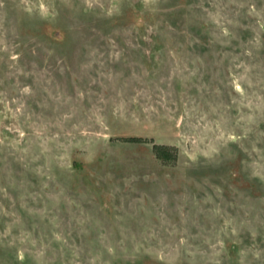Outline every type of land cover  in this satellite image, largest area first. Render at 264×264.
<instances>
[{
	"label": "rangeland",
	"instance_id": "obj_1",
	"mask_svg": "<svg viewBox=\"0 0 264 264\" xmlns=\"http://www.w3.org/2000/svg\"><path fill=\"white\" fill-rule=\"evenodd\" d=\"M0 264H264V0H0Z\"/></svg>",
	"mask_w": 264,
	"mask_h": 264
}]
</instances>
